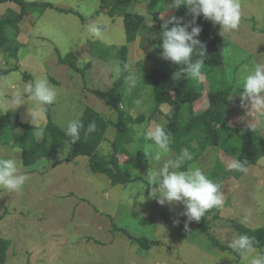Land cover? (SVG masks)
I'll list each match as a JSON object with an SVG mask.
<instances>
[{"label": "rangeland", "instance_id": "rangeland-1", "mask_svg": "<svg viewBox=\"0 0 264 264\" xmlns=\"http://www.w3.org/2000/svg\"><path fill=\"white\" fill-rule=\"evenodd\" d=\"M28 1L50 2L73 11L59 12L48 7L39 15L40 6L35 4L17 29L7 27L6 34L12 38L10 46L16 41L22 45L17 55L9 47H0V65L11 68L0 77V114L18 113L24 123L44 127L49 121L47 112L43 115L36 113L33 117L31 112L35 102L27 95L24 104L16 108L13 100L18 92L24 93L27 85L46 78L57 91L56 102L50 107L51 119L62 129H66L70 121L79 119L87 105L114 121L116 110L97 96L95 90L110 89L120 77L115 68L121 66L119 48L127 44L123 16H112L101 10V0ZM170 3L171 0H136L130 6L145 16L140 34L135 41L128 43L127 67L139 77L152 66V62L144 60L153 47L150 38L155 22L153 10L164 8L160 16L166 19L176 10L170 8ZM240 3V26L222 35L228 40L224 64L210 67L213 82L206 84L214 89L229 88L230 104L236 108H233L236 117L233 124L248 127L264 120V113L253 111L248 102H240L243 88H237V79L243 65L264 63V0H240ZM20 8L14 2L0 3V18L8 15L9 9L19 12ZM92 24L106 30L99 37L92 35L88 31ZM218 32L221 33V28ZM68 53L73 54L77 69L60 62V56ZM201 80L205 81V75ZM134 90L136 85L131 87L125 82L123 106L127 107L126 102L131 98L133 106L130 111L134 116L142 112L148 114L151 109L148 98L151 97L144 93L136 98L132 96ZM207 100L204 93L194 106L195 110L200 111ZM161 109L167 113L170 104H162ZM165 122L166 117L159 114L153 120L133 123L132 127L134 130V127L143 125L145 131H150ZM108 130V135L114 138V125L110 124ZM260 130L264 134L262 126ZM20 132L21 129L17 133ZM149 142L135 136L127 151L120 154L121 164L129 167L131 175L140 176L138 180L123 185L112 183L106 174L91 171L87 156L57 163L71 151L67 143L51 155L25 165L17 141L6 145L0 140V157L17 156L20 171L30 177L19 192L0 190V214L4 215L0 221V234L11 241L6 264H246L230 250L218 247L195 221L188 222L182 214L185 211L182 203L162 206L155 199L148 198L152 187L147 184L150 168H158L179 154L170 144V152L162 157L160 164L153 165L151 158L140 148ZM104 145H110L109 141L101 144L102 154ZM14 149H20V152H14ZM232 150L234 147L230 150L234 153ZM221 151L227 152L215 145L208 146L190 164H196L213 179ZM258 156V162L250 165L241 176L225 177L222 170L221 175L213 179L222 185L226 211L224 217H211L209 222L214 237L223 245L229 246L240 235L233 221L251 230L264 227L262 148L258 150ZM133 190L137 192L132 194ZM122 229L133 236H145L157 242L146 246L145 242L131 239ZM257 248L264 250V247Z\"/></svg>", "mask_w": 264, "mask_h": 264}, {"label": "trees", "instance_id": "trees-1", "mask_svg": "<svg viewBox=\"0 0 264 264\" xmlns=\"http://www.w3.org/2000/svg\"><path fill=\"white\" fill-rule=\"evenodd\" d=\"M135 1L101 0V10H106L112 16L116 14L123 16L126 31L127 44L122 45L118 51L120 68L122 69L119 79L108 90H95L97 96L116 110V119L114 121L109 120L92 106L87 105L78 119L84 124V129L80 132L81 138L72 144L71 138L65 135V129H62L52 121L51 105L47 106L46 110L49 121L42 128L30 123H24L18 113L0 114V140L6 145H11L12 142L17 141L18 146L22 148L23 163L25 165L32 164L40 158L51 155L56 149L67 143L71 146V151L57 163L73 161L76 157L84 155L88 157V168L91 171L106 174L114 184L128 185L140 178L139 175H131L129 167L122 165L120 162V154L127 151V146L135 138L132 124L154 119L160 114L161 105L169 103L171 109L165 114L166 122L164 126L166 131L170 133V144L179 153L178 155L181 154L182 149L187 148L193 156L192 161H194L204 153L208 146L221 147L227 153H231L230 150L234 147L232 151L235 159L245 161L246 168L256 164L259 159L258 150L260 148L264 150V137L255 126L231 127L229 122L235 111L229 101V88L214 89L206 84V82H209V84L213 82L212 69L210 67H220L224 64V50L228 45V40L218 32L220 26L204 19L202 15L196 18V25L202 28L198 39L206 47V59L202 69L205 81L186 79L184 74H182L179 81L174 80L173 74L180 70V66L162 58L161 33L164 21L171 16L183 17L184 23L192 20L191 14L188 13V9L184 5L176 9L166 19L160 16L164 8L153 10L155 22L152 25L153 32L150 35L153 40V47L144 60L147 63L152 62V66L149 70L139 74L140 79L136 84V90L132 94L136 98L144 93L151 97L150 99L148 98L149 106H151L149 113L142 112L134 116L130 111L133 106L131 98H128L126 102L127 107L123 106L125 77L129 72V69L123 70L128 63L130 53L128 43L136 40L145 24V16L130 8ZM4 2H14L21 7L19 12L9 9L8 15L0 18V47H9L15 55H17L22 43L16 41L10 46L12 38L10 39L6 34V29L8 26L17 29L19 22L23 20L33 5L38 4L40 6L39 15H41L42 10L48 7H53L59 12L73 11L70 8L56 7L50 2L0 0V3ZM169 27H172V25H169ZM192 59L195 61L196 57L194 56ZM60 62L69 64L72 68H78L73 60L72 53L60 56ZM10 69L0 65V77L10 72ZM26 76H28L27 73ZM204 93L208 96L209 105L204 110L195 111L194 102L200 99ZM92 122H95L96 130L86 136L87 126ZM110 124L116 128V136L109 139L107 130ZM19 129H21V132L17 133ZM105 140L109 141L112 148L106 155L100 152V146ZM192 161L186 162L185 168ZM220 171L225 177H238L244 173L241 171H230L219 162L218 170L212 178L215 179L216 175H221ZM220 210L221 207L210 210L205 217H202L199 222L195 221V223L215 241L218 247L230 250L241 258L229 246L223 245L211 232L210 218H218ZM3 217L4 215L0 214V221ZM232 224L240 234L254 237L256 247L261 249L264 247V227L251 230L236 221H233ZM122 230L128 234L127 230ZM128 235L133 240L145 242L146 246H151L157 242L156 239H149L145 236ZM10 244V239L0 234V264H6ZM141 245H144V243H141Z\"/></svg>", "mask_w": 264, "mask_h": 264}, {"label": "clouds", "instance_id": "clouds-1", "mask_svg": "<svg viewBox=\"0 0 264 264\" xmlns=\"http://www.w3.org/2000/svg\"><path fill=\"white\" fill-rule=\"evenodd\" d=\"M182 5L187 7L192 20L184 23L183 17L171 16L164 21L161 33V55L164 60L180 66V70L173 74L174 80L179 81L184 74L186 79L199 81L204 75L202 69L206 59V47L198 39L202 28L196 25V18L202 15L204 19L218 24L221 28L220 34L223 35L239 28L242 18L241 3L240 0H171L170 8L179 9ZM104 30L106 28L96 24L88 27L89 33L97 37ZM194 56L195 61L192 59ZM123 70H128L127 65ZM121 71L120 67L115 68L117 74ZM128 71L129 75L125 77V80L129 86L135 87L140 78L135 72ZM237 88H243L240 94L242 102L250 103L253 111L264 113V63L243 65L238 73ZM25 95L35 102L31 112L34 117L36 113L43 115L47 106L56 102L57 91L46 78L37 79L26 86L24 93L18 92L15 95L13 100L15 108L24 104ZM82 129L84 124L81 120H72L65 129V135L70 137L71 143L74 144L80 140ZM95 130V122L89 123L85 135ZM134 132L137 139L143 138L145 141H150L140 148H143L145 155L151 158L153 165L160 164L162 157L170 152L171 136L165 126L157 124L150 131H145V127L140 125L134 127ZM103 148L105 155L111 150L110 145H104ZM13 151L20 152V149ZM192 160V154L185 148L176 158L164 161L158 168L154 166L150 168L147 184L152 187L148 198L155 199L162 206L166 203L180 202L185 206L182 214L187 221L199 222L210 210L223 206L224 193L222 185L210 179L196 164H188L185 168L186 162ZM20 168L21 163L17 156L0 157V190L7 192L23 190L30 177L21 172ZM228 170L247 172L246 162L234 159L229 164ZM135 192L137 191L133 190L132 194ZM229 247L238 253L246 264H264V252L256 247L254 237L240 234L230 242Z\"/></svg>", "mask_w": 264, "mask_h": 264}, {"label": "crops", "instance_id": "crops-1", "mask_svg": "<svg viewBox=\"0 0 264 264\" xmlns=\"http://www.w3.org/2000/svg\"><path fill=\"white\" fill-rule=\"evenodd\" d=\"M131 43V42H130ZM129 46V45H128ZM129 52H130V48H129ZM130 54V53H129ZM200 100H201V98L200 99H198L197 101H195L194 102V106L198 103V102H200ZM240 102L242 103V101H241V98H240ZM164 104H166V103H164ZM208 105H209V100H207V103H205L204 104V106H203V108L201 109V110H204V109H206L207 107H208ZM162 106V105H161ZM246 106H249V105H246ZM233 108H234V105H233ZM161 109V108H160ZM234 109H236V108H234ZM194 110H195V108H194ZM200 110V111H201ZM247 110V112L249 111V109H246ZM169 111H170V109H169ZM168 111V112H169ZM195 111H197V110H195ZM199 111V110H198ZM167 112V113H168ZM240 112H242L241 111V109H240ZM160 114H163L164 116H165V114L163 113V110L161 109V112H160ZM248 114V113H247ZM234 115H235V113H234ZM233 115V117H232V119L230 120V122H229V124H230V126L231 127H233V128H240V127H243V126H239V125H236L235 126V124H233L234 123V120L236 119V117ZM242 115H244V114H242ZM159 116V114L155 117V118H157ZM261 116H263V115H261ZM166 117V116H165ZM154 118V119H155ZM153 120V119H152ZM156 121V120H155ZM260 121V123L257 125H253V124H251V125H249V126H255L259 131H260V133H262V131L260 130V127L262 126L263 127V129H264V120H262V119H260L259 120ZM255 124V123H254ZM245 127V126H244ZM109 131V130H108ZM107 135H108V132H107ZM263 137H264V134L262 133L261 134ZM116 136V133H115V135H114V137ZM108 137H109V139L111 138V136H109L108 135ZM234 155V153H227V152H223V151H221L219 154H218V159H219V162H221L222 164H223V166L225 167V168H227L228 169V166H229V164L235 159V157H234V159H233V157H232V155ZM221 214H220V218H222V217H224V214H225V211H226V208L224 207V206H222L221 207ZM216 219V218H215ZM206 259V258H205ZM204 259V260H205ZM193 261L194 262H198V259L197 258H193ZM202 262V260L200 261V263Z\"/></svg>", "mask_w": 264, "mask_h": 264}]
</instances>
